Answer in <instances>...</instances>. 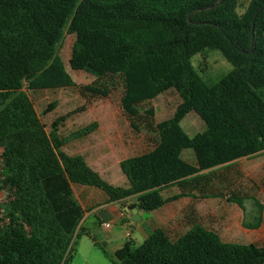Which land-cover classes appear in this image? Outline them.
I'll use <instances>...</instances> for the list:
<instances>
[{
    "label": "trees",
    "instance_id": "1",
    "mask_svg": "<svg viewBox=\"0 0 264 264\" xmlns=\"http://www.w3.org/2000/svg\"><path fill=\"white\" fill-rule=\"evenodd\" d=\"M219 1L0 0V189L11 218L0 235V264H71L86 213L73 184L99 188L110 202L135 197L142 210L153 211L178 198H163L162 189L264 151V0L245 8L239 0ZM65 30L76 38L73 70L122 75L120 102L128 116H138L140 103L170 88L183 98L175 115L156 125L157 146L121 162L128 188L103 182L83 156L64 153L58 130L66 117L49 133L31 99V91L73 85L58 53ZM210 49L233 66L212 86L191 65L193 56ZM84 89L108 95L97 86ZM190 112L206 125L194 137L180 125ZM187 149L196 166L182 159ZM231 201L244 208L242 198ZM256 203L260 215L256 222L245 218V228L261 224L263 207ZM115 257L116 264H264V246L224 242L195 226L177 239L158 229L140 245L128 240Z\"/></svg>",
    "mask_w": 264,
    "mask_h": 264
},
{
    "label": "crops",
    "instance_id": "2",
    "mask_svg": "<svg viewBox=\"0 0 264 264\" xmlns=\"http://www.w3.org/2000/svg\"><path fill=\"white\" fill-rule=\"evenodd\" d=\"M82 142H87L86 146L80 153L75 152L72 155L83 156L85 162L95 172H108L112 168H120L121 175L118 181L121 184L115 182L111 185L128 188L130 183L121 170V162L150 152L157 146L159 137L156 131L151 134L140 128L122 127L115 121L113 123L100 121L87 136L77 138L74 144ZM192 165H197V159ZM232 167H239L237 168L239 171L220 175V180L213 177L216 170ZM239 185L249 186L244 189ZM72 187L76 199L86 211L82 226L91 218H95L101 227L107 229H111L112 225L126 228L124 241L120 240L121 231L106 235L108 241L115 242L114 254L126 241L143 243L158 229L163 230L172 239H177L195 226H201L216 232L226 241L235 240L240 236L256 245H258L256 242L264 241V151L252 157L201 171L181 185L162 189L163 198L175 196L178 198L153 211L142 210L135 204V197L110 202L108 195L99 188L80 184H73ZM228 191H232L231 194H227ZM234 198H242L244 208L232 202ZM0 201L7 209L3 189H0ZM247 201L252 202L254 209L257 208L252 222L260 215L256 202L263 207L261 224L256 229L243 226L247 216ZM106 224H110V227H106Z\"/></svg>",
    "mask_w": 264,
    "mask_h": 264
},
{
    "label": "rangeland",
    "instance_id": "3",
    "mask_svg": "<svg viewBox=\"0 0 264 264\" xmlns=\"http://www.w3.org/2000/svg\"><path fill=\"white\" fill-rule=\"evenodd\" d=\"M239 1L243 8L247 7L250 2V0ZM75 39V35L65 30L58 46L59 58L66 73L72 79L73 85L30 92L35 108L42 122L47 126L49 133L54 121L61 117H66L58 130L60 137L66 140L67 146L62 149L64 153L73 156L72 154L75 152L80 153L82 151L81 149L86 146L85 143L87 142L74 144L77 139L74 135L81 133L93 123L98 124L100 121L113 123L115 121L122 127L134 128L132 126L134 122L141 130L152 134L156 131L158 123L169 120L175 115L183 101L181 94L175 88H170L154 99L140 103L138 105L140 111L138 116L133 118L126 115L121 108L120 102L124 92V79L121 74H109L101 77L83 70H73L70 67L69 59ZM191 65L196 75L208 86L216 84L233 70L232 64L226 60L223 54L218 50L212 49L193 56ZM86 86H97L106 89L108 95L106 97L93 95L85 91L84 87ZM50 103H55V108L44 114V110ZM149 109H153L152 116L147 113ZM180 125L190 137H194L196 134L206 130L205 123L195 112H190L185 116ZM181 157L191 164L196 161L194 151L191 149L184 150ZM237 168L239 167L216 170L213 177L220 180V175L233 174L235 171H239ZM97 173L100 179L109 185L115 182L118 185L121 184L118 181L119 175H121L120 168H112L108 172L98 171ZM248 186L239 185L240 188L244 187V189ZM231 192L228 191L227 194H231ZM246 204L248 205L246 220L252 222L253 216L257 213V208H253L251 201H247ZM125 230L126 228H122L119 225H112L111 229L101 227L95 218H91L83 224L75 237L71 264H116L117 259L113 252L115 242L108 241L106 235L121 231L120 240L123 239L124 241ZM224 242L249 244V241H245L242 236L231 241L224 240ZM256 243L264 245V241ZM140 244L137 243L136 245Z\"/></svg>",
    "mask_w": 264,
    "mask_h": 264
},
{
    "label": "built area",
    "instance_id": "4",
    "mask_svg": "<svg viewBox=\"0 0 264 264\" xmlns=\"http://www.w3.org/2000/svg\"><path fill=\"white\" fill-rule=\"evenodd\" d=\"M2 154H3V149L0 146V173L4 165V158ZM6 201H7V198H6ZM10 221H11V218L8 215L7 209L0 201V235L5 229V227L9 225ZM106 227H110V224H106Z\"/></svg>",
    "mask_w": 264,
    "mask_h": 264
},
{
    "label": "water",
    "instance_id": "5",
    "mask_svg": "<svg viewBox=\"0 0 264 264\" xmlns=\"http://www.w3.org/2000/svg\"><path fill=\"white\" fill-rule=\"evenodd\" d=\"M223 0H220L219 2L221 3ZM252 33H254V28L252 29ZM253 51V46L251 48V50L249 51L250 53Z\"/></svg>",
    "mask_w": 264,
    "mask_h": 264
}]
</instances>
